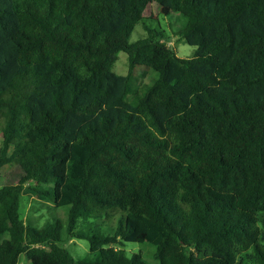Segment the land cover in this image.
<instances>
[{
	"label": "trees",
	"instance_id": "1",
	"mask_svg": "<svg viewBox=\"0 0 264 264\" xmlns=\"http://www.w3.org/2000/svg\"><path fill=\"white\" fill-rule=\"evenodd\" d=\"M151 4L191 57L150 27L130 41ZM0 135L22 172L0 186V264H264V0H0ZM23 191L65 220L26 222Z\"/></svg>",
	"mask_w": 264,
	"mask_h": 264
},
{
	"label": "rangeland",
	"instance_id": "2",
	"mask_svg": "<svg viewBox=\"0 0 264 264\" xmlns=\"http://www.w3.org/2000/svg\"><path fill=\"white\" fill-rule=\"evenodd\" d=\"M143 23L136 26L133 30L130 41L146 35L145 28L150 27L154 29L160 36V41L171 47L175 54L180 58L191 57L195 49L194 46L188 45L181 41L177 32L183 24V18L178 14H170L164 16L160 13L159 7L156 4H151L144 13ZM114 72L120 75L127 73V59L124 52L117 54V59L113 68ZM151 76L150 71L136 72L137 84L147 83ZM1 139V135H0ZM22 172L16 164L10 163L0 168V186L6 184H15L21 177ZM26 185H23V190ZM21 199V213L26 222H31L36 228H41L46 222H52L53 219L65 220L66 208H54V206L47 201L38 200L22 192ZM101 225V220L97 221ZM65 247L74 258L83 257L88 252V242L83 239H69L65 242ZM117 248L124 249L127 254L141 253L144 259L150 263H154L152 254L154 253L153 246L148 243H126L124 247ZM17 264H30L23 254H20L17 259Z\"/></svg>",
	"mask_w": 264,
	"mask_h": 264
}]
</instances>
